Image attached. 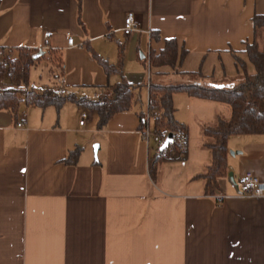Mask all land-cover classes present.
<instances>
[{"label": "crops", "instance_id": "1", "mask_svg": "<svg viewBox=\"0 0 264 264\" xmlns=\"http://www.w3.org/2000/svg\"><path fill=\"white\" fill-rule=\"evenodd\" d=\"M128 15L136 30L125 36ZM255 15H264V0H0L4 56L20 48L43 52L48 62V50L60 56V72L50 69L46 86L94 95L93 87L118 82L120 73L107 77L93 54L115 65L120 50L125 80L141 86L139 103L103 129L89 111L80 126L86 110L72 103L0 111V264H264V198L241 197L236 184L247 173L264 184V135L228 138L227 174L207 196L199 176L212 156L202 131L230 120L231 108L174 94L185 159L162 162L156 181L138 118L149 82L231 89L253 75L245 49L258 43ZM166 39L186 51L177 71L150 66ZM77 148V162L66 163Z\"/></svg>", "mask_w": 264, "mask_h": 264}, {"label": "trees", "instance_id": "2", "mask_svg": "<svg viewBox=\"0 0 264 264\" xmlns=\"http://www.w3.org/2000/svg\"><path fill=\"white\" fill-rule=\"evenodd\" d=\"M254 33L264 30V15H255L252 19ZM154 39L158 36L152 34ZM164 48L158 53H151L150 66L160 68L168 66L177 71L176 64L181 62L186 54L184 49L178 52L177 42L174 39L164 40ZM90 50V49H89ZM39 51L20 48L10 60L7 68L0 63V111L16 115L21 105L45 109L52 107L60 110L65 104L72 103L97 116V127L103 129L117 114L131 111L138 103L137 93L141 86L129 84L122 74V52L119 51V61L112 65L97 55L93 57L103 68L107 77L120 73L119 81L101 87H93L94 98L76 97L66 93L62 85L30 86L29 72L44 55L34 58ZM245 53L253 65V75L244 74L242 81L231 89L207 88L195 83L162 85L149 82L148 84V113L154 118V131L183 130V125L174 118L173 95L185 93L189 97L221 102L231 108L230 120L218 118L212 127H205L202 131L205 139L203 147L211 152V163L205 173L199 177L204 183V193L213 196L218 191V180L227 174V140L231 136L264 135V36L261 47L256 41L246 44ZM5 49L0 47V61ZM49 56L58 55L57 51L48 50ZM50 57V58H51ZM59 57V65L61 59ZM49 58V59H50ZM237 62L239 60L237 59ZM59 66V67H60ZM56 67V66H55ZM201 76L200 74H189ZM144 113H138L141 122ZM140 127V126H139ZM172 142L173 149L167 156L153 155L148 161L149 175L156 181L158 169L164 161H183L186 152H180ZM80 149L70 152L65 159L66 163L77 162ZM220 202V201H217Z\"/></svg>", "mask_w": 264, "mask_h": 264}, {"label": "built area", "instance_id": "3", "mask_svg": "<svg viewBox=\"0 0 264 264\" xmlns=\"http://www.w3.org/2000/svg\"><path fill=\"white\" fill-rule=\"evenodd\" d=\"M136 30V24L134 22V19L132 15H128L124 20V26H123V32L125 36L131 35ZM49 36V33L44 34V38H47ZM67 46L73 47V39L71 37H68L67 39ZM10 57L9 56H3L1 58V67L7 68L10 63ZM148 107V104H147ZM86 118V114L81 115V120L79 121V125L83 126L84 119ZM154 121V118L148 113L147 108L144 112L143 118L140 122L139 127V134L141 136L142 141L146 144V146H152L153 147V154L157 156H167L169 152L173 149L172 142H174V145L180 152H183L186 150L187 147V135L186 132L183 130H176V131H170V130H163V131H154L152 127V122ZM24 123L23 120H20L19 123H17V128H23ZM171 135L172 139L171 142L167 144L165 149L163 151H160V148L164 145L167 137ZM237 189L238 193L241 197L245 198H264V184L259 182L257 178H255L250 173L244 174L241 176L237 182ZM216 201H221L222 196H214Z\"/></svg>", "mask_w": 264, "mask_h": 264}, {"label": "rangeland", "instance_id": "4", "mask_svg": "<svg viewBox=\"0 0 264 264\" xmlns=\"http://www.w3.org/2000/svg\"><path fill=\"white\" fill-rule=\"evenodd\" d=\"M258 45L261 47L263 44V36H264V30L258 32ZM47 56L45 55L44 58L40 59L37 63L36 66H34L29 73V85L30 86H46V85H51V75L49 70L53 71L54 67L56 66V73L59 74L60 72V65H59V57L58 55H53L48 62V59L46 58ZM50 64V65H49ZM88 98L93 99V91L87 92L86 96ZM86 115L89 114L88 111H85ZM86 121V118L84 119Z\"/></svg>", "mask_w": 264, "mask_h": 264}, {"label": "water", "instance_id": "5", "mask_svg": "<svg viewBox=\"0 0 264 264\" xmlns=\"http://www.w3.org/2000/svg\"><path fill=\"white\" fill-rule=\"evenodd\" d=\"M42 55H43V52H39L34 58H36V57H40V56H42ZM171 139H172V137H171V135H169V136L167 137V139H166L164 145L160 148V151H163V150L165 149V147L167 146V144H168L169 142H171ZM97 150H98V146H97V145L93 146V153H94V157H95V158H96V155H97ZM230 155H233V153L230 152ZM229 177L231 178V175H229Z\"/></svg>", "mask_w": 264, "mask_h": 264}]
</instances>
